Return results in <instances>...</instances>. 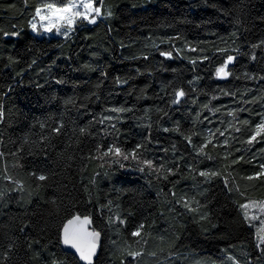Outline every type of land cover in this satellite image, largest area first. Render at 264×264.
Segmentation results:
<instances>
[{
  "label": "trees",
  "instance_id": "1",
  "mask_svg": "<svg viewBox=\"0 0 264 264\" xmlns=\"http://www.w3.org/2000/svg\"><path fill=\"white\" fill-rule=\"evenodd\" d=\"M68 1L0 0V264H80L75 214L94 264H264L243 208L264 200V0H95V23L33 31Z\"/></svg>",
  "mask_w": 264,
  "mask_h": 264
},
{
  "label": "snow or ice",
  "instance_id": "2",
  "mask_svg": "<svg viewBox=\"0 0 264 264\" xmlns=\"http://www.w3.org/2000/svg\"><path fill=\"white\" fill-rule=\"evenodd\" d=\"M83 7L85 12L76 11L73 12V8ZM47 9V15L43 14L44 10ZM93 10L92 3H83L82 5L69 4L63 8H58L54 4L49 3L45 4L43 8L36 9V16L40 17V20L48 21L46 25L42 24L41 27L44 28L45 31H52L53 28H56L57 32H59V27L57 25L64 21L67 25V30L71 31V25L74 23L76 17H81L84 20H88L89 23H95V18H89V13ZM96 13L99 14V9H95ZM68 14V15H65ZM33 31H36L37 24L35 22L31 25ZM164 56H171V53H161ZM232 57H228V61L224 64V66L220 67L216 71L217 77L224 78L229 75L226 71L227 64L232 61ZM184 96V92L181 90L176 94V100L174 103H179V98ZM113 111H123L122 109H113ZM167 131V129H165ZM264 135V121H262L259 125L256 126V129L249 140V143L256 140L258 136ZM109 153L116 156H123L124 159H128L129 155L135 158V152L130 154H124L121 152V149L118 147L109 148L104 155H108ZM149 167H151V161H144ZM143 170V169H141ZM201 175H206L205 173H201ZM40 179H44L43 176ZM243 207L247 208L248 205H244ZM91 223V221L85 217L81 219L79 216L74 217L69 220L68 223L64 226L63 229V243L65 245H70L75 248L76 251L80 255V259L87 261V264H92V256L95 254L96 250V242L99 238L98 232H89L86 229V225ZM141 227H143L141 225ZM133 235H139V229L133 233Z\"/></svg>",
  "mask_w": 264,
  "mask_h": 264
},
{
  "label": "rangeland",
  "instance_id": "3",
  "mask_svg": "<svg viewBox=\"0 0 264 264\" xmlns=\"http://www.w3.org/2000/svg\"><path fill=\"white\" fill-rule=\"evenodd\" d=\"M92 3L93 5V10L89 13V18H95V22L98 20V18L101 16V5L100 2H96L95 0H69L67 3L63 5H55L58 8H63L66 5L69 4H76V5H82L83 3ZM44 5L40 6L39 8H43ZM99 9V14L96 13L95 9ZM73 12L80 11V12H85V9L81 7L73 8ZM45 15H47V9L44 10ZM68 15V14H65ZM79 21H86L81 17H76L74 20V23L71 25L72 30L68 31L67 30V25L64 21H61L57 27H59V32H57L56 28H53L52 31H45L43 27H41L42 24L46 25L48 21L40 20V17H37L36 14L32 19V22H35L37 24V29L34 31L37 35H47V36H68L73 30L75 25ZM245 205H248L247 208H244L245 213L247 214L249 220L254 224L256 233L258 236V242L259 244L264 243V200H250Z\"/></svg>",
  "mask_w": 264,
  "mask_h": 264
},
{
  "label": "water",
  "instance_id": "4",
  "mask_svg": "<svg viewBox=\"0 0 264 264\" xmlns=\"http://www.w3.org/2000/svg\"><path fill=\"white\" fill-rule=\"evenodd\" d=\"M76 216H79L81 219H84L85 217H87L91 221V223L86 225L87 231H89V232H93L94 231V232H98L99 233V238H98V240L96 242L95 254L92 256V264H94L95 260L97 259L98 255L100 253V250H101L103 236H102V233L98 229H96L94 227V221H93V217L91 215H88V214L87 215L75 214L72 217H70L68 220L65 221V223L62 226V230H61V247H62L63 250L73 253L78 258L80 264H87V261H84V260L80 259V255L76 251L75 248L71 247L70 245H65L63 243V229H64V226L68 223L69 220L73 219Z\"/></svg>",
  "mask_w": 264,
  "mask_h": 264
}]
</instances>
